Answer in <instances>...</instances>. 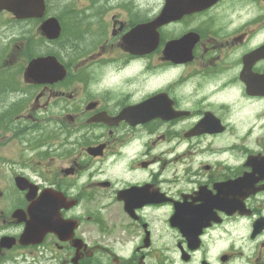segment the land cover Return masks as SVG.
I'll use <instances>...</instances> for the list:
<instances>
[{
  "label": "flooded vegetation",
  "instance_id": "flooded-vegetation-1",
  "mask_svg": "<svg viewBox=\"0 0 264 264\" xmlns=\"http://www.w3.org/2000/svg\"><path fill=\"white\" fill-rule=\"evenodd\" d=\"M108 2L76 3L98 11L90 34L118 58L113 64L97 53L104 66L95 81L37 84L22 81L18 67H0L7 80L0 85V238H14L11 248H0V264H264V57L251 69L254 94L241 80L243 57L256 48L246 44L264 43V0H216L204 12L162 26L157 48L143 56L122 46L131 15L103 12L107 6L125 9L131 0ZM156 4L158 12L143 22L155 18L165 0ZM2 17L12 19L6 11ZM187 17L200 18L183 27L199 40L190 62L173 63L165 44L176 36L166 30ZM154 55L174 71L188 66L193 93L202 99L191 108L181 104L175 88L181 75L140 99L111 81L114 71L119 76L141 59L149 85ZM158 93L167 96L173 113L185 114L135 125L117 119ZM205 113L218 122L209 124V132L187 133ZM217 141L224 145L207 148ZM187 143L217 161L185 163L180 152L168 161L177 145ZM178 160L186 166L170 165ZM18 176L29 182L24 190L14 185ZM234 196L243 206L235 204L228 215ZM198 216L204 227L199 234L192 228ZM213 216L219 222L207 219ZM27 230L32 236L22 242ZM216 241L227 244L213 250Z\"/></svg>",
  "mask_w": 264,
  "mask_h": 264
},
{
  "label": "rangeland",
  "instance_id": "rangeland-1",
  "mask_svg": "<svg viewBox=\"0 0 264 264\" xmlns=\"http://www.w3.org/2000/svg\"><path fill=\"white\" fill-rule=\"evenodd\" d=\"M120 0H111V2H117ZM157 1V0H155ZM88 3V2H99L98 0H50V15H56L59 16L63 25L65 26L64 29V36L61 40L56 41V43L52 42V44L45 45V49H53L56 50L55 46H59L61 44V47H63L66 44V38L70 37L74 40L79 39L82 41V45L85 44L83 47L84 52H81V55L78 57L83 59L87 62H93L89 63L88 66H93L95 57L97 53L101 52V55H105L109 52L110 48L107 47V49L102 50L101 47L104 45V40L99 39L97 36H94V32L90 34V32L94 29L93 26L90 24L91 21L94 22L95 14L98 13V11H95L89 6H86L84 4L76 5L75 3ZM108 2V3H111ZM145 0H131V5L127 6L125 9H113L110 6H107L103 12L104 13H110L109 18H112L113 13H117V10L124 12L126 15H131L132 17L136 18L138 22H142L145 20L146 16H153L155 13L158 12V4L153 6V0H151V4L149 6H146L144 4ZM68 3V4H64ZM70 4V6H69ZM75 7V8H74ZM71 8L73 10H71ZM223 6L218 9V12L221 11ZM86 11L91 12L92 17L90 20L88 18H83V15L86 14ZM81 13L82 17L73 23L71 25L70 23V17L75 14V17H77ZM196 17V16H195ZM187 17V19L179 24L171 25L166 30V35H173L177 36L180 35L179 33L183 31V27H187L190 25H194L196 21H199L200 18H193ZM217 18L216 15H213V20L215 21ZM9 18L2 17L0 19V31H4V34L0 35V64L1 61L4 59V57H7L10 53L14 56V62L18 61L21 63L18 64L24 66L26 64V61L28 59V56L31 57L33 55V52L31 51V47L34 48H44V42L42 41V36L39 31V25L40 21L33 22L30 21L26 24H15L11 23L9 21ZM110 26V25H109ZM5 27V28H4ZM169 31V32H168ZM256 46L259 43L256 44V42H250L246 45H253ZM67 62L70 64H76V66L80 65V62L73 61L70 53L62 51V54H60ZM108 59L110 61H116L118 58H116V55L107 54ZM94 57V58H92ZM77 59V60H80ZM143 60H133L131 63H129L128 67L124 72V76H118V78L112 77L111 81H116V87H122L127 89L129 92L133 91L135 92L133 99H140L145 93H147L148 89H153L158 86V84L162 81H173L174 79H177L179 75L182 76L181 84H176L175 88L177 90V97L179 100L181 99V104L186 107H192L194 105V102H198V99L200 98V95L202 93H193L194 91V85H193V75H191L188 71L187 67H181L179 69H172V67H168L170 65H164L163 63H160L158 59H156V55L152 56L148 59V62L151 65V68L149 71L151 72L149 75V85L147 82V76L148 74L145 72V67ZM83 65V63L81 64ZM166 70V71H164ZM90 71L93 72V75L96 76V70L94 68H91ZM137 83V84H136ZM133 84H136L133 86ZM197 99V100H195ZM183 129V128H182ZM240 135L243 137V139L248 135V133H240ZM251 135V139H253V133L249 134ZM175 138L172 140H167L163 144L165 148L164 150L168 149V144H171L174 141ZM224 141H217L213 142L212 144H208L209 146L207 148L209 149H216V146H222ZM206 145V144H205ZM203 147V146H202ZM189 151H192L193 153H188ZM180 152L183 153L186 157L183 158L184 162H210V161H217L215 158H211L210 156L206 155H198L200 153L199 147L195 143H187V144H179L177 145L171 153L168 154L167 158H169L168 161H172L171 157L176 153ZM182 160L175 161L176 163H170V165L183 168L186 166L185 164H182ZM180 163V165H179ZM193 167V166H192ZM216 248L222 249L226 246L227 243L225 242H214Z\"/></svg>",
  "mask_w": 264,
  "mask_h": 264
},
{
  "label": "water",
  "instance_id": "water-1",
  "mask_svg": "<svg viewBox=\"0 0 264 264\" xmlns=\"http://www.w3.org/2000/svg\"><path fill=\"white\" fill-rule=\"evenodd\" d=\"M0 8H6L12 11L18 18L39 17L43 11V2L42 0H0ZM160 19L161 17L158 19V22H163L160 21ZM41 29L48 38H56L60 30L58 22L54 18H50L43 22ZM191 40H194V37L192 34H188L178 41L170 42V53H173L177 47L179 52L176 57L179 58L180 56H183L184 52L186 51L185 45L191 42ZM131 41L134 44L141 43L142 37L140 32L132 34ZM257 52L258 50H255L251 54L246 55L244 58L245 70L243 73V80L248 85L249 92H254L255 90V84L253 83V80L248 77V70L253 60L257 57ZM163 109H167V107L163 106ZM201 123L208 124V121L203 119ZM193 131L194 130H192V132Z\"/></svg>",
  "mask_w": 264,
  "mask_h": 264
}]
</instances>
